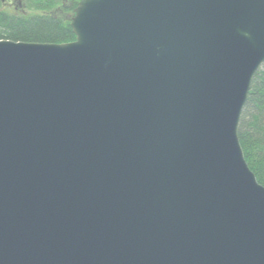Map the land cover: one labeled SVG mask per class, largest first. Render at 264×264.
<instances>
[{
	"label": "water",
	"instance_id": "obj_1",
	"mask_svg": "<svg viewBox=\"0 0 264 264\" xmlns=\"http://www.w3.org/2000/svg\"><path fill=\"white\" fill-rule=\"evenodd\" d=\"M71 25L0 38V264H264L238 135L264 0H79Z\"/></svg>",
	"mask_w": 264,
	"mask_h": 264
},
{
	"label": "trees",
	"instance_id": "obj_2",
	"mask_svg": "<svg viewBox=\"0 0 264 264\" xmlns=\"http://www.w3.org/2000/svg\"><path fill=\"white\" fill-rule=\"evenodd\" d=\"M79 0H0V38L68 42ZM250 168L264 185V62L256 71L238 127Z\"/></svg>",
	"mask_w": 264,
	"mask_h": 264
}]
</instances>
